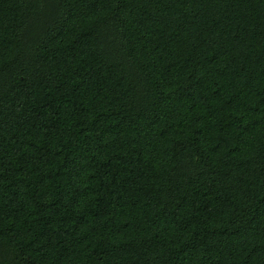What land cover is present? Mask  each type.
<instances>
[{"label":"trees","instance_id":"obj_1","mask_svg":"<svg viewBox=\"0 0 264 264\" xmlns=\"http://www.w3.org/2000/svg\"><path fill=\"white\" fill-rule=\"evenodd\" d=\"M0 264H264V0H0Z\"/></svg>","mask_w":264,"mask_h":264}]
</instances>
